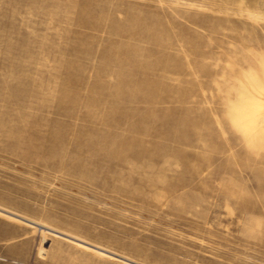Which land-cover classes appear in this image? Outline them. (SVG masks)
<instances>
[{"label": "rangeland", "instance_id": "rangeland-1", "mask_svg": "<svg viewBox=\"0 0 264 264\" xmlns=\"http://www.w3.org/2000/svg\"><path fill=\"white\" fill-rule=\"evenodd\" d=\"M234 71L264 0H0V264H264Z\"/></svg>", "mask_w": 264, "mask_h": 264}, {"label": "bare ground", "instance_id": "bare-ground-1", "mask_svg": "<svg viewBox=\"0 0 264 264\" xmlns=\"http://www.w3.org/2000/svg\"><path fill=\"white\" fill-rule=\"evenodd\" d=\"M189 48H191V45ZM194 55V52L190 54L189 65L192 66V68H194V66L198 68L197 71L194 70L196 75L204 76V74L210 70L204 65L202 59H195ZM211 72H213V70H211ZM234 73V78L237 80L241 77L248 79V77H244L240 72L234 71ZM248 82L249 83H245V86H243L241 95L238 92L240 97H237V100L232 101L228 99L225 102L228 108L232 107L231 112H229L227 116V121L230 122L234 129L244 130L247 134V140L251 141L252 145L261 146L262 149H264V126L260 124L261 119H264V83L252 78H249ZM239 101L244 103V106L243 108L236 109V103ZM259 140H263V142L260 141L261 144H258Z\"/></svg>", "mask_w": 264, "mask_h": 264}]
</instances>
